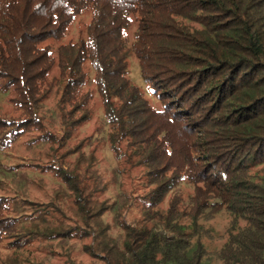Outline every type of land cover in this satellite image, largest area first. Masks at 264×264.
Returning <instances> with one entry per match:
<instances>
[{
	"label": "trees",
	"instance_id": "obj_1",
	"mask_svg": "<svg viewBox=\"0 0 264 264\" xmlns=\"http://www.w3.org/2000/svg\"><path fill=\"white\" fill-rule=\"evenodd\" d=\"M84 14V31L64 42ZM132 57L160 109L130 79ZM89 84L111 150L142 172L131 223L126 194L97 198L107 184L94 152L69 146L91 118ZM0 93L19 112H0V162L38 131L46 160L30 165L58 180L46 204L16 190L13 211L0 196L11 248L43 236L82 243L88 264H264V0H0ZM19 171H0L1 182ZM220 212L229 225L210 251L206 224ZM17 257L1 264L25 263Z\"/></svg>",
	"mask_w": 264,
	"mask_h": 264
},
{
	"label": "rangeland",
	"instance_id": "obj_2",
	"mask_svg": "<svg viewBox=\"0 0 264 264\" xmlns=\"http://www.w3.org/2000/svg\"><path fill=\"white\" fill-rule=\"evenodd\" d=\"M89 21V15L84 14L75 19L72 25L68 29L67 36L64 42L75 40L81 32L84 31L86 24ZM134 29H131L128 34L131 35ZM129 77L132 82L141 88L146 99L155 108H161L160 103L156 97L152 94L148 85H146L140 74L138 63L134 57L129 60ZM87 89L92 93L93 100L91 102V118L86 123L78 127L69 141V146H74L83 141L85 152H94V156L97 159L96 168L103 178L104 183L107 184V189L102 193L97 194L99 200L109 199L114 201L118 199L120 193L126 194L130 205L128 206L124 220L127 223H131L139 216V207L137 205V197L140 196L146 189L142 185V172L138 167L130 168L127 165L124 158H117L116 154L111 150L108 141L106 140L107 126L102 122V106L99 97L95 92L93 84H89ZM55 103V98L50 97L45 100L44 106L52 108ZM0 112L8 117H17L19 112L13 108L11 103L7 100V97L0 93ZM46 132L54 134H61L60 128L56 126L48 128V125L44 123ZM38 131L23 135L18 142L14 145V148L10 150L6 157H3L0 164H3V168H0L1 172H6L10 169L16 171L20 170L19 175L28 176L32 182L28 185L22 182V185H18V176L10 181V179H4L7 183L1 182L0 179V196L8 198L10 208L14 211L16 208V202L21 200H27L28 206H34V204H46L49 201L50 196L55 195L56 188L55 183L58 182L57 178L48 174V171H40L31 162L39 161L44 162L46 160L45 153L48 150V145H41L40 140L37 139ZM30 140L35 141L32 143V149H28L26 145ZM87 144V145H86ZM125 144H121L123 149ZM73 158V157H72ZM44 159V160H42ZM19 164L22 165V169H16ZM17 175V174H16ZM1 177V176H0ZM184 194L192 193L190 186H184ZM17 190L22 192L20 197L15 192ZM19 199V200H18ZM26 201V202H27ZM15 204V205H14ZM33 208V207H31ZM25 210V209H23ZM22 210V211H23ZM111 216L107 217V220H111ZM229 216L225 212H220L215 215V218L209 221L206 225L211 228L212 239L204 238L202 241L204 246L208 250L213 251L219 247V245L225 239V232L229 225ZM115 232V231H113ZM10 238H0V264L5 261H12L15 255L17 258H21L25 263L23 264H67V255L72 261L81 262L84 264L89 263V258L81 250L80 242L75 241H59V239L51 240L48 242V237H33L28 242L25 241L21 248L18 250L11 248L8 243H11ZM84 243H87L84 242ZM13 247L14 245L11 244ZM210 264V261L207 262Z\"/></svg>",
	"mask_w": 264,
	"mask_h": 264
}]
</instances>
